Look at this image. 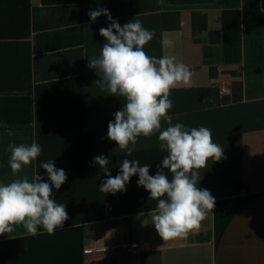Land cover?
<instances>
[{"label":"crops","instance_id":"obj_1","mask_svg":"<svg viewBox=\"0 0 264 264\" xmlns=\"http://www.w3.org/2000/svg\"><path fill=\"white\" fill-rule=\"evenodd\" d=\"M69 6L83 8V23L34 30L35 8ZM159 6L135 14L134 0H0V182L24 176L31 181L37 173L47 181L40 164L52 159L67 173L66 183L53 193L69 216L53 235L41 227V234L29 236L22 226H13L0 236V264H264V0L184 5L160 0ZM98 8H107L121 26L138 19L155 30L145 52L175 56L192 73L188 84L174 89L218 87L225 96L235 85L242 89L239 101L172 115L173 123L189 129L210 128L213 142L224 149L222 160H209L207 168L197 170L199 187L210 190L216 203L187 239L163 241L158 235L152 225L157 201L138 186V175L124 192L99 191L107 177L93 166L94 157L109 158L113 177L125 158L149 164V174L155 175L167 153L158 148L159 133L139 137L131 156L107 138L108 122L123 100L102 92L88 67V58L98 57L105 43L99 29L110 23L103 15L91 21L88 12ZM195 12L207 17V31L194 30ZM164 13H178L180 28L163 29ZM210 31L220 33V43L210 42ZM168 39L172 47L163 46ZM73 49H83V74L35 80V57ZM166 127L162 121L161 130ZM33 141L41 145V155L13 174L9 144ZM132 243L140 246L136 258L124 251ZM100 245L108 249L87 253Z\"/></svg>","mask_w":264,"mask_h":264},{"label":"clouds","instance_id":"obj_2","mask_svg":"<svg viewBox=\"0 0 264 264\" xmlns=\"http://www.w3.org/2000/svg\"><path fill=\"white\" fill-rule=\"evenodd\" d=\"M88 15L95 22L106 16L107 27L99 34L105 38L99 56L89 59V69H94L98 79L94 82L102 91L122 98L123 107L114 112L108 122L107 138L118 145L122 152L131 156L136 150L138 138L158 135V148L166 152L155 175H150V165L141 166L138 160L123 159L116 176L110 174L109 158L103 154L94 157L106 175L99 191L115 195L126 191V185L138 175L137 184L156 200L152 225L163 241L187 239L198 230L209 211L215 207V197L210 190L199 187V169L207 168L208 161L219 162L224 149L213 142L210 128H188L183 123H173L169 111L174 108L171 90L180 84H188L191 71L184 63L176 62L175 56H149L144 46L155 36V30L145 28L142 21L133 19L120 25L107 8L90 10ZM172 47L174 41H162ZM162 121L167 127L162 129ZM3 127L7 128L5 124ZM11 137L14 133L9 130ZM11 172L17 174L22 165H29L42 153L37 142L19 145L9 144ZM47 174V181L38 173L30 181L27 176L9 183L0 182V236L22 226L29 236L49 235L63 228L69 219L66 206L54 198L53 189L59 190L67 181V173L57 168L50 159L40 164ZM165 169L171 173V179Z\"/></svg>","mask_w":264,"mask_h":264},{"label":"trees","instance_id":"obj_3","mask_svg":"<svg viewBox=\"0 0 264 264\" xmlns=\"http://www.w3.org/2000/svg\"><path fill=\"white\" fill-rule=\"evenodd\" d=\"M159 2L160 0H134L135 14L158 11L160 10ZM213 2L214 0H167L169 4L179 5ZM81 23H83V8L81 6L35 8L33 12V28L35 31L62 28ZM192 25L195 31H207V17L197 12L193 13ZM162 26L165 30L179 29V14L164 13ZM209 40L212 44L220 43V33L210 31ZM214 71L212 69L211 74H214ZM83 73V49H73L34 58V76L37 82ZM241 92V87L237 85L233 87L231 96L222 95L218 87L172 89L170 99L174 103V108L169 111V114L178 115L236 102L241 99Z\"/></svg>","mask_w":264,"mask_h":264},{"label":"built area","instance_id":"obj_4","mask_svg":"<svg viewBox=\"0 0 264 264\" xmlns=\"http://www.w3.org/2000/svg\"><path fill=\"white\" fill-rule=\"evenodd\" d=\"M108 249L107 246L105 245H100L98 247H94L90 250H87V253H91L93 251H97V252H104ZM124 251H125V254L130 257V258H136L139 253H140V246L138 243H132V244H129V245H126L124 246Z\"/></svg>","mask_w":264,"mask_h":264}]
</instances>
